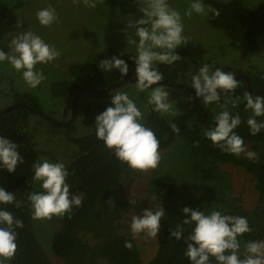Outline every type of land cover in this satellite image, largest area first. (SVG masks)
<instances>
[{"label":"rangeland","instance_id":"obj_1","mask_svg":"<svg viewBox=\"0 0 264 264\" xmlns=\"http://www.w3.org/2000/svg\"><path fill=\"white\" fill-rule=\"evenodd\" d=\"M241 1L246 7L254 9L261 0ZM167 2L170 7L181 13L183 35L189 41L174 50V54L181 57L178 62L170 65L178 74L177 84L191 85V74L195 75L205 63L212 65L213 71L221 68L225 72L242 73L264 69V39L258 42L255 51L247 47L246 42L231 46L221 31L207 25L206 15L193 13L191 17L184 16L185 10L192 3L190 0ZM49 5L55 9L59 19L50 26H41L36 13ZM139 7L137 0L125 5H114L107 0H98L96 8L85 6L83 0H79L77 4H73L72 0H23L21 8L10 13L8 24L0 30V49L7 52V45L17 32L30 30L47 44L54 46L60 55L50 63L36 66V69L42 71L46 77L36 88L27 86L21 73L16 72L7 62L0 63V110L12 103L13 92L32 94L37 98L42 112L50 119L58 122L72 120L74 136L79 137L93 131L95 117L102 113L101 110H95L90 118L87 117L94 104L106 110L112 106L111 95L125 91L143 112L144 119L150 107H145L148 93L137 92L132 85L117 87L105 96L85 92L76 98L73 114L71 99H59L50 94V84L65 79L68 66L91 52L110 47L119 53L136 55L122 36L133 34L135 38L134 30L127 29V23L142 18ZM17 21L20 22L19 28ZM159 86L169 90V102L179 113L190 105V102L181 98L173 87ZM219 94L218 103L210 107V120L214 125L213 118L222 111L221 104L226 99L223 93ZM226 107L232 115L239 114L240 118H249L252 115L250 110L242 112L230 102ZM162 118L169 125L172 124V116L164 115ZM47 128L44 119L36 114L31 115L27 136L16 144L23 163L16 166L15 172L18 176L26 178L33 189L39 191H42L39 182L33 181L32 165L36 160L47 159L50 162L65 164L75 154V148L67 141L63 130L52 133ZM244 146L257 155L261 152V148L252 143H246ZM159 153V166L153 170L141 172L125 165L121 172L119 187L113 197L112 204L115 207L111 205L107 210L108 220H104L105 223L94 232L80 230L76 234L77 241L85 247L82 264H108L101 255L100 248L110 234L130 235L138 251V264H146L156 251V238H149L143 233L133 238L130 224L133 216L142 215L148 208L155 211L160 204L164 210V217L159 222V229L181 224V227L190 234L194 225L183 226L181 223L190 218L182 211L185 207L200 209L205 214L216 209L225 215L247 218L259 235L256 241L264 240V202L258 201L252 175L233 164H220L197 155L176 132L168 147ZM162 175L171 176L176 183V192L169 200L153 199V196H156L153 184ZM110 214L113 215L111 219ZM33 226L38 242L51 263L66 264L52 253L50 247L52 235L62 228L61 217L33 219ZM5 264H8V261ZM209 264L217 262L210 258Z\"/></svg>","mask_w":264,"mask_h":264},{"label":"clouds","instance_id":"obj_2","mask_svg":"<svg viewBox=\"0 0 264 264\" xmlns=\"http://www.w3.org/2000/svg\"><path fill=\"white\" fill-rule=\"evenodd\" d=\"M72 2L77 4L79 0ZM97 3L98 0H83V4L89 8H96ZM137 3L140 5L138 10L142 18L127 23V29H133L135 37L130 34L127 39V44L136 53L132 57L135 63V83L132 87L137 92L148 93L145 107L152 106V111L161 116L175 117L180 113L169 102V90L159 86V82L164 80V75L155 65L170 66L181 59L179 55L174 54V50L189 42L183 35L181 13L170 7L167 0H137ZM193 13L199 15L212 13L214 17L220 15L218 9L206 7L202 0H193L185 10L184 16L191 17ZM36 18L39 24L45 27L59 19L55 9L50 5L39 10ZM19 27L20 22L17 21V28ZM7 48V52L0 49V63L7 62L16 72L21 73L23 81L30 88H36L46 79L36 66L50 63L60 55L54 46L47 44L30 30L17 32ZM100 66L106 71L118 70L122 77L129 71L128 65L119 57L101 60ZM190 82L196 97L202 98L205 106L218 103L220 94L217 89L227 97L221 104L222 111L213 118L215 127H210L204 132L207 140L221 152L235 156L244 154L249 160H257V154L247 150L242 137L234 131L241 123L239 114L232 115L226 107L229 101L233 107L239 101V98L231 100L229 96L239 86L235 75L221 68L213 71V66L205 63L195 75L191 74ZM111 97L112 106L95 117L96 138L103 142L119 162L126 164L130 169L146 172L157 168L160 163V141L152 129L141 122L143 112L125 91L116 92ZM243 100L246 103V110L252 113L247 119V126L252 135H257L264 130V121L257 120L258 117L264 116V96L245 92ZM170 127L174 132H179L175 124H171ZM19 163H23V160L17 152V145L0 136V168L13 173ZM32 170L33 181L39 182L42 189L27 196L32 219L64 216L72 211L73 206H81L82 196H70V185L66 183L68 172L64 163L50 162L47 159L36 160ZM156 198L153 196V199ZM11 204L16 207L22 206L21 202L16 200L15 193L6 192L0 187V205ZM109 204L115 207L111 201ZM182 211L184 215L190 217L181 222L183 226L194 225L186 237L188 243L184 253L190 264H209L210 258H214L217 264H264V240L245 242L241 253V242L238 237L252 231L247 218L225 215L216 209L210 210L207 214L200 209L188 207ZM162 217L164 210L161 204L155 211L148 208L142 215L133 216L130 224L133 238L141 233L149 238H156ZM22 227L21 220L16 219L11 212L0 209V264H5L14 257L17 251L15 229ZM184 231L185 228L177 224L170 231L169 239L184 238ZM132 247L130 241H125L124 248L131 250Z\"/></svg>","mask_w":264,"mask_h":264},{"label":"trees","instance_id":"obj_3","mask_svg":"<svg viewBox=\"0 0 264 264\" xmlns=\"http://www.w3.org/2000/svg\"><path fill=\"white\" fill-rule=\"evenodd\" d=\"M107 1L114 5H125L132 0ZM190 1L193 2V0ZM202 3L206 7L211 6L219 10L218 17L208 13L205 21L210 28L221 31L229 45L237 46L246 42L251 50L257 49L258 42L264 39V0H261L254 9L246 7L241 0L227 2L202 0ZM22 5L23 0H0V30L8 24L10 13L21 8ZM128 37L129 34L122 36L126 41ZM133 56L135 55L119 53L110 47L91 52L68 66L65 79L50 84V94L59 99H72L76 91H81L78 94L80 96L85 93L84 89L95 86L107 88V90L89 92L105 96L117 87L133 85L135 83ZM113 57L123 59L128 65L129 71L126 76L122 77L118 70L106 71L100 66L101 60ZM155 67L164 75L162 82L170 84L181 98L190 102L189 106L172 119V124L179 129L178 133L197 155L216 163L233 164L252 175L258 201L264 202V130L257 135H252L247 126L248 118L245 117L240 118V125L234 129L235 133L242 137L244 144L252 143L261 148L257 160H249L244 155L235 156L221 152L204 136L208 128L215 127L210 120L212 104L203 105L202 98L196 97L191 85L182 84L181 88L174 87L173 85L177 84L178 74L169 65L157 64ZM228 72L234 75L241 73ZM242 74L248 77L253 92L263 88L264 69L242 72ZM237 81L239 86L229 96L231 100L239 98L235 106L237 109L242 112L249 111L246 110V103L243 100V94L248 92L246 83L243 79H237ZM253 95L264 96V90ZM12 96V103H20L21 106L0 114V136L17 144L27 136L30 116L36 114L44 119L49 132L63 130L67 141L75 148L73 158L65 163L68 172L66 183L70 185V196H82L83 202L79 207L73 206L70 213L60 216L62 228L52 235L50 247L52 253L66 264H82L85 247L77 241L76 234L80 230L94 232L97 227L105 223L104 220H108L107 210L111 206L109 202H113L122 169L126 164L119 162L103 142L96 138L94 129L88 134L75 137L73 121L58 122L50 119L42 112L34 95L13 92ZM224 98L227 97L224 95ZM95 110L103 112L105 108L94 104L91 111L87 113V117L90 118ZM257 120L264 121V116L258 117ZM142 123L151 128L160 141L159 151L166 149L173 139L174 131L159 113L152 111V106L149 107ZM0 187H3L6 192L15 193L16 200L22 205L21 207H16L14 204L0 205V209L11 212L16 219L23 222L22 228L15 229L17 251L8 264H52L38 242L31 207L27 200L28 194L41 190L33 189L26 178L18 176L15 171L8 173L2 168H0ZM153 190L158 199L169 200L176 192V183L171 176L162 175L155 180ZM111 217H113L112 214L110 219ZM248 223L252 231L238 237L241 245L259 238L251 222L248 221ZM174 228L164 226L159 229L156 237V251L146 264H190L184 255L188 243L186 237L189 234L184 231V238L169 239L170 231ZM125 241L132 243L131 250L124 248ZM100 253L108 264H138L139 262L138 251L130 235H108L100 248Z\"/></svg>","mask_w":264,"mask_h":264},{"label":"water","instance_id":"obj_4","mask_svg":"<svg viewBox=\"0 0 264 264\" xmlns=\"http://www.w3.org/2000/svg\"><path fill=\"white\" fill-rule=\"evenodd\" d=\"M235 78H236V80H237V79H243V80L245 81L247 91H248V93H250V94H251V93H253V94H259L260 92H262V91L264 90V86H263V88H262L261 90H259V91H257V92H253V91L251 90V86H250V82H249L248 77H247L246 75L242 74V73H239V74L235 75ZM159 84L167 85V86H171L170 84H166V83H164V82H162V81L159 82ZM173 86L176 87V88H181V87H183V85H181V84H175V85H173ZM94 90H97V91H106L107 88H101V87H95V86H93V87H90V88H86V89H84L85 92L94 91ZM80 92H81V91H79V90L76 91V92L74 93L72 99H71V111H72V114H73V111H74V109H75L76 98H77V96H78V94H79ZM217 92H218V93H222L220 89H217ZM18 106H21V104H20V103H12V104H10L9 106H7L6 108L2 109V110L0 111V114H1V113H4V112H7V111L11 110L12 108H15V107H18ZM31 111L35 112L33 109H31Z\"/></svg>","mask_w":264,"mask_h":264}]
</instances>
